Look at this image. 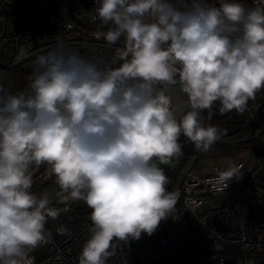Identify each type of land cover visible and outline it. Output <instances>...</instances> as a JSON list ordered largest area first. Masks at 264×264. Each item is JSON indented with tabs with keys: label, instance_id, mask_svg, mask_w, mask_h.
I'll return each mask as SVG.
<instances>
[{
	"label": "clouds",
	"instance_id": "clouds-1",
	"mask_svg": "<svg viewBox=\"0 0 264 264\" xmlns=\"http://www.w3.org/2000/svg\"><path fill=\"white\" fill-rule=\"evenodd\" d=\"M90 15L102 46L23 43L26 88L0 84V264H35L48 221L77 201L91 209L79 264H108L116 241L151 236L175 218L179 192L161 165L183 154L181 137L209 151L225 130L202 114L244 113L264 89V0H95ZM240 175L230 166L221 180ZM37 179L54 186L34 191Z\"/></svg>",
	"mask_w": 264,
	"mask_h": 264
},
{
	"label": "built area",
	"instance_id": "built-area-1",
	"mask_svg": "<svg viewBox=\"0 0 264 264\" xmlns=\"http://www.w3.org/2000/svg\"><path fill=\"white\" fill-rule=\"evenodd\" d=\"M251 4L252 0H245ZM95 0H0V84L15 93L16 76L29 61L15 63L21 44L30 42L33 51H43L64 40L71 48L88 53L92 33L100 25L90 15ZM106 55L108 47L98 48ZM203 113L211 123L218 112ZM236 125L238 132L223 135L219 149L247 151L249 156L235 163L241 175L225 183L217 166L197 162L195 149L178 168L161 165L169 178V191H178L175 218L161 221L151 235L139 240L116 241L115 255L108 264H264V89L248 102ZM44 169L40 170L43 173ZM40 175L39 173L37 174ZM41 190L54 185L37 179ZM59 207V205H56ZM90 215L72 221L67 213L49 220L50 241L36 249L35 264H79L83 243L89 236ZM67 234H57L59 227Z\"/></svg>",
	"mask_w": 264,
	"mask_h": 264
},
{
	"label": "trees",
	"instance_id": "trees-1",
	"mask_svg": "<svg viewBox=\"0 0 264 264\" xmlns=\"http://www.w3.org/2000/svg\"><path fill=\"white\" fill-rule=\"evenodd\" d=\"M32 59L33 58H31L29 60V63L27 65L20 67V74L16 76L15 92L20 91L19 89L22 85L27 86L28 77L32 71V69H31ZM212 122L214 125H217L221 129L225 130L224 135H232V134L238 132L236 125L240 122V116H236L232 112H228L225 114H215V116L212 119ZM180 142L183 145V154L178 159L174 160V162H178L179 166L183 161H185L188 158V156L194 150L193 144L190 141H188L186 138H184L183 136L181 137ZM218 150H221V149H219L217 145H213L209 151L204 152V155L206 154L207 156L208 155L212 156L214 154H220V153H218ZM44 185L45 184L38 185V186L34 187L33 190L39 192V191H41V189ZM61 207H63V206H61ZM90 212H91V209H89L87 207V205L85 203H83L80 206L70 208V211L67 212V215H68V218L70 220L78 221V220H80L86 216H89ZM62 214H64V213H62Z\"/></svg>",
	"mask_w": 264,
	"mask_h": 264
},
{
	"label": "rangeland",
	"instance_id": "rangeland-1",
	"mask_svg": "<svg viewBox=\"0 0 264 264\" xmlns=\"http://www.w3.org/2000/svg\"><path fill=\"white\" fill-rule=\"evenodd\" d=\"M34 59V58H33ZM29 63V61L23 63L21 66H25ZM26 88V85H22L20 87V91L24 90ZM225 150L221 149L218 150V153L220 154H214L212 156H207L206 154L204 155V151H201L200 156L197 158V162H205L206 165H211V166H217L219 167L222 171L228 170L230 166H234L236 162L243 160L244 158L249 156V153L247 151L239 150V151H230L228 150L227 153ZM174 168H178L179 164L178 162H174L173 165H171ZM83 201H77V202H72L70 204V208H74L77 206H80L83 204ZM60 207L63 205H59Z\"/></svg>",
	"mask_w": 264,
	"mask_h": 264
}]
</instances>
